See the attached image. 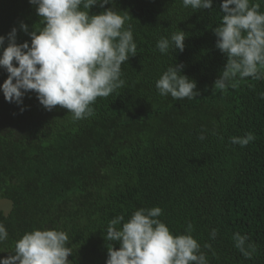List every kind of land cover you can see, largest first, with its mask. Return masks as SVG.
Wrapping results in <instances>:
<instances>
[{
    "label": "trees",
    "instance_id": "16d2710c",
    "mask_svg": "<svg viewBox=\"0 0 264 264\" xmlns=\"http://www.w3.org/2000/svg\"><path fill=\"white\" fill-rule=\"evenodd\" d=\"M221 3L194 12L181 0H115L137 55L122 64L123 87L98 98L90 118L73 121L60 106L48 111L35 92L18 105L0 91V197L13 201L0 248L13 250L35 228H62L70 264H106L109 221L159 206L175 234L192 224L208 264H264V80L237 78L214 89L227 59L213 31ZM39 20L29 0H0V35L21 22L31 31ZM178 31L187 35L183 52L161 54L157 41ZM30 40L18 31L17 43ZM174 63L196 81V98L159 94L156 81ZM7 76L0 68V85ZM247 133L255 137L247 146L231 143ZM235 232L256 246L251 259L234 246Z\"/></svg>",
    "mask_w": 264,
    "mask_h": 264
},
{
    "label": "clouds",
    "instance_id": "9594fccd",
    "mask_svg": "<svg viewBox=\"0 0 264 264\" xmlns=\"http://www.w3.org/2000/svg\"><path fill=\"white\" fill-rule=\"evenodd\" d=\"M36 8L41 27L29 31L21 22L7 36L0 35V68L7 79L0 85L6 101L23 104L24 96L35 92L48 111L56 106L67 109L73 121L95 115L93 105L123 87L122 64L137 55L131 27L125 28L127 16L115 8V0H29ZM113 7L105 8V5ZM184 8L212 10L213 0H181ZM103 11L91 14L94 6ZM256 0H222L221 21L213 31L216 47L226 55V64L214 81V89L226 90L240 80H264V11ZM18 31L31 37L17 43ZM185 31L161 37L156 48L161 54L170 49L183 52ZM7 46L5 47V41ZM161 96L174 100L194 99L199 95L196 81L183 73V64L170 65L156 81ZM264 99V92L260 93ZM24 109L22 108L21 111ZM205 139L203 134L199 137ZM252 133L233 136L231 143L247 146ZM159 206L135 210L125 221L123 215L111 219L104 239L106 264H208L206 254L192 235L193 226L175 234L159 217ZM119 226V227H118ZM215 239L217 230L210 233ZM9 233L0 223V245ZM234 246L251 259L256 246L247 235L235 232ZM119 244V248L115 244ZM204 247L210 248L206 244ZM10 254L0 264H70L69 235L62 228H35L15 242Z\"/></svg>",
    "mask_w": 264,
    "mask_h": 264
},
{
    "label": "water",
    "instance_id": "95a60500",
    "mask_svg": "<svg viewBox=\"0 0 264 264\" xmlns=\"http://www.w3.org/2000/svg\"><path fill=\"white\" fill-rule=\"evenodd\" d=\"M13 207V201L7 197H0V223L5 219Z\"/></svg>",
    "mask_w": 264,
    "mask_h": 264
}]
</instances>
